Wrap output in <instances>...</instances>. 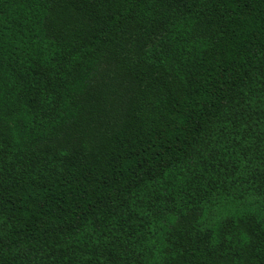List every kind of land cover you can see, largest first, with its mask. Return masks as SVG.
I'll use <instances>...</instances> for the list:
<instances>
[{"label": "trees", "instance_id": "1", "mask_svg": "<svg viewBox=\"0 0 264 264\" xmlns=\"http://www.w3.org/2000/svg\"><path fill=\"white\" fill-rule=\"evenodd\" d=\"M0 264H264V0H0Z\"/></svg>", "mask_w": 264, "mask_h": 264}]
</instances>
